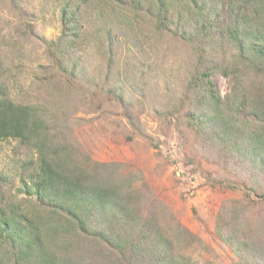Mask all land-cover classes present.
Returning a JSON list of instances; mask_svg holds the SVG:
<instances>
[{"label":"rangeland","instance_id":"rangeland-1","mask_svg":"<svg viewBox=\"0 0 264 264\" xmlns=\"http://www.w3.org/2000/svg\"><path fill=\"white\" fill-rule=\"evenodd\" d=\"M211 1L213 8L228 2ZM61 4L0 0V70L11 97L53 107L60 123L64 119L69 126L80 160H88L85 155L118 162V177L136 173L145 213L155 210L160 224L179 222L202 238L192 244L195 259L202 264H244L218 236V216L229 220L232 212L238 213L248 226L247 235L256 229L251 238L263 239L264 200L259 194L264 173L252 174L250 165L189 117L198 111L188 89L199 79L191 71L199 62L205 70L202 64L232 60L234 46L226 41L221 51L211 54L214 42L209 38L188 42L183 36L196 23L189 12L180 15L177 5L172 24H163L150 21L145 8L136 10L135 17L117 4L87 0L80 17L101 34L96 39H104L105 48L91 55L93 46L70 49L65 56L71 65L62 68L56 58L60 52L50 44L62 30ZM212 80L223 97L231 92V77L215 72ZM37 165V152L23 141L0 138V184L7 177L9 187L17 188L19 179Z\"/></svg>","mask_w":264,"mask_h":264},{"label":"trees","instance_id":"trees-1","mask_svg":"<svg viewBox=\"0 0 264 264\" xmlns=\"http://www.w3.org/2000/svg\"><path fill=\"white\" fill-rule=\"evenodd\" d=\"M54 1H62V30L50 41L60 52L58 65L70 67L65 56L70 49L93 46L88 55L101 53L104 39L98 43L101 34L80 17L87 0ZM105 1L135 17L136 10L145 8L150 21L163 24H172L177 5L180 15L189 12L196 23L183 36L188 42L209 38L214 42L211 54L221 51L226 41L234 46L232 60L202 64L205 70L199 62L191 71L200 82L188 89L198 110L190 114V123L211 131L219 145L251 166L252 174L264 173V0H228L216 8L211 0ZM76 63L82 65L81 60ZM215 72L231 77V92L224 97L214 86ZM10 87L0 70V138L23 141L37 152L38 165L19 179L17 188L9 187L7 177L0 184V264H202L190 253L202 238L179 222L160 224L155 210L144 212L136 173L118 177V162L85 155L88 160H80L69 126L64 119L60 123L56 110L42 102H17ZM231 215L229 220L218 216V236L244 264H264V238L253 239L256 229L249 237L239 214Z\"/></svg>","mask_w":264,"mask_h":264}]
</instances>
